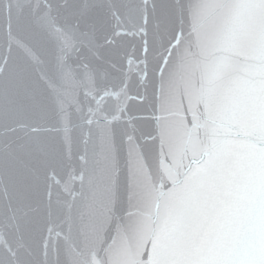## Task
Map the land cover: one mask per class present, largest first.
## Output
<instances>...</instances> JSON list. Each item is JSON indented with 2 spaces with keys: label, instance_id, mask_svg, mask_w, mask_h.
<instances>
[{
  "label": "snow or ice",
  "instance_id": "obj_1",
  "mask_svg": "<svg viewBox=\"0 0 264 264\" xmlns=\"http://www.w3.org/2000/svg\"><path fill=\"white\" fill-rule=\"evenodd\" d=\"M0 264H264V0H0Z\"/></svg>",
  "mask_w": 264,
  "mask_h": 264
}]
</instances>
